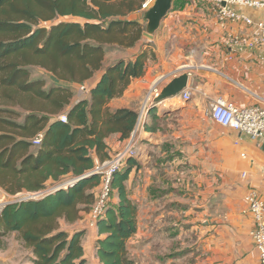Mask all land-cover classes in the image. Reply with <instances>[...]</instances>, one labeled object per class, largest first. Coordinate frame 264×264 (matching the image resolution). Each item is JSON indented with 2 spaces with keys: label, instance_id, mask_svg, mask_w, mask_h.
I'll use <instances>...</instances> for the list:
<instances>
[{
  "label": "crops",
  "instance_id": "0c3cea01",
  "mask_svg": "<svg viewBox=\"0 0 264 264\" xmlns=\"http://www.w3.org/2000/svg\"><path fill=\"white\" fill-rule=\"evenodd\" d=\"M236 9L253 21H264V7ZM143 11L128 18L142 23ZM254 30L241 21L219 22L214 6L204 0H173L151 37L107 53L105 66L140 49L154 53L143 75L107 103L110 110L148 109L136 130L137 153L126 165L123 182L137 208L136 232L126 243L134 264L258 263L250 236L254 221L244 196L254 191L264 200V135L252 140L209 116L218 98L249 106L264 92V49L225 41L230 33L251 36ZM101 72L85 81L86 92L75 85L72 101L80 94L88 97ZM184 72L187 99L180 93L154 104L146 101L151 91L159 92ZM127 139L108 136V155ZM118 201L114 191L112 204ZM65 230L83 231L86 264H101L95 249L97 227L90 224L88 211ZM32 258L17 233L0 236V264H33Z\"/></svg>",
  "mask_w": 264,
  "mask_h": 264
},
{
  "label": "trees",
  "instance_id": "16d2710c",
  "mask_svg": "<svg viewBox=\"0 0 264 264\" xmlns=\"http://www.w3.org/2000/svg\"><path fill=\"white\" fill-rule=\"evenodd\" d=\"M144 1L0 0V188L8 195L34 193L66 176L87 174L39 198L21 197L0 211V236L17 233L31 250L33 264H86L83 231L69 233L60 221L73 223L81 212H90L100 185V175L90 171L113 155L107 153L106 138H129L135 128L136 110H110L107 103L143 75L154 53L144 48L106 66L104 61L107 53L132 48L144 36L143 22L128 18ZM30 67L44 69L52 84L32 79ZM101 70L89 96L72 101L74 86L85 85ZM61 114L66 122L58 119ZM132 158L113 174L95 225L101 264H134L126 243L136 232L137 208L123 184ZM114 191L117 205L112 204Z\"/></svg>",
  "mask_w": 264,
  "mask_h": 264
},
{
  "label": "built area",
  "instance_id": "2783aa9c",
  "mask_svg": "<svg viewBox=\"0 0 264 264\" xmlns=\"http://www.w3.org/2000/svg\"><path fill=\"white\" fill-rule=\"evenodd\" d=\"M214 6L219 22L241 21L255 30L251 36H243L240 34L230 33L226 36L225 41L228 45H249L257 46L264 49V21H253L247 15L239 12L236 7H264V0H204ZM154 0H145L142 8H146L153 3ZM81 93L87 91V87L82 84L78 86ZM157 91H151L146 96V101L151 102L157 95ZM182 98L185 100L189 97V93L185 89L181 92ZM148 109L143 105L138 111L137 122L131 136L125 141L121 148L113 154L108 160L97 163L90 173L100 175V185L97 197L89 212L91 225H96L97 221L103 216L107 200L111 189V179L115 172L125 163L128 157H135L137 153V145L135 143L136 130L142 126L144 117ZM209 116L217 124L232 129L234 131L247 135L250 139L255 140L264 135V92L256 96V102L249 106H238L230 101L218 98L210 106ZM61 122H66L65 114L59 115ZM42 135L39 133L33 139V144H39ZM77 178L57 183L54 186L45 188L34 193H26L25 198H39L46 193L66 187ZM248 205V211L251 214L254 227L250 232L254 247L258 255V263L264 264V200L260 199L254 191H249L244 196Z\"/></svg>",
  "mask_w": 264,
  "mask_h": 264
},
{
  "label": "water",
  "instance_id": "95a60500",
  "mask_svg": "<svg viewBox=\"0 0 264 264\" xmlns=\"http://www.w3.org/2000/svg\"><path fill=\"white\" fill-rule=\"evenodd\" d=\"M173 0H154L149 9L144 12V18L146 20L145 31L143 33L146 37H151L154 31L158 28L161 19L171 9ZM188 73L184 72L177 77L171 79L152 100V103H158L167 97L179 95L187 86ZM87 174L76 177V181ZM8 203L1 206L2 208Z\"/></svg>",
  "mask_w": 264,
  "mask_h": 264
},
{
  "label": "rangeland",
  "instance_id": "374dc122",
  "mask_svg": "<svg viewBox=\"0 0 264 264\" xmlns=\"http://www.w3.org/2000/svg\"><path fill=\"white\" fill-rule=\"evenodd\" d=\"M153 3L150 4V6L144 8L143 12H145L147 9H149L151 7ZM144 25V28H145V25H146V20L144 19L143 17V23ZM49 23H45L44 26H48ZM29 71H30V77L33 79V78H43L45 80V83H46V86H49L52 84V82L50 81V79L47 77V72L42 69V68H39V67H30L29 68ZM80 92V91H79ZM64 180L61 181V183L63 181H67V180H71L72 177L71 176H66L63 178ZM60 183V182H59ZM57 184V183H56ZM55 184V185H56ZM54 186V185H52ZM51 186V187H52ZM26 194H18V195H8L6 194L1 188H0V208L3 204L5 203H11V202H15L17 200H19L21 197H25ZM60 226L61 228H65L66 224L64 221H60Z\"/></svg>",
  "mask_w": 264,
  "mask_h": 264
},
{
  "label": "bare ground",
  "instance_id": "6f19581e",
  "mask_svg": "<svg viewBox=\"0 0 264 264\" xmlns=\"http://www.w3.org/2000/svg\"><path fill=\"white\" fill-rule=\"evenodd\" d=\"M166 101H163L162 103L164 104Z\"/></svg>",
  "mask_w": 264,
  "mask_h": 264
}]
</instances>
